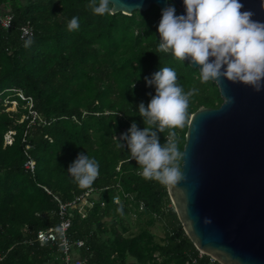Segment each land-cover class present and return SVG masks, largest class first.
<instances>
[{"label": "trees", "instance_id": "1", "mask_svg": "<svg viewBox=\"0 0 264 264\" xmlns=\"http://www.w3.org/2000/svg\"><path fill=\"white\" fill-rule=\"evenodd\" d=\"M156 7L132 15L96 14L88 0H0V15L13 14L11 28L0 22V264H59L58 246L42 245L37 233L59 223L56 197L69 202L89 188L99 192V199L86 217L76 212L70 228L73 241H85L80 252L87 264H128L129 258L131 264L208 261L175 209L172 229L157 239L150 227L171 202L169 182L145 178L121 136L133 121L146 126L138 106L150 101L155 86L145 77L161 66L174 67L186 91L197 89L183 123L159 133L161 143L168 138L176 145L179 173L191 115L223 102L217 104L215 82L201 81L199 69L158 49L157 28L149 38L137 33L150 17L161 16ZM73 16L79 17L77 29L68 28ZM26 24L34 26L30 37L22 36ZM7 100L18 101L17 111ZM119 139L124 147L117 146ZM80 152L100 165L95 181L85 187L68 173ZM30 160L33 170L27 167ZM132 209L144 225L127 234L125 215Z\"/></svg>", "mask_w": 264, "mask_h": 264}, {"label": "water", "instance_id": "2", "mask_svg": "<svg viewBox=\"0 0 264 264\" xmlns=\"http://www.w3.org/2000/svg\"><path fill=\"white\" fill-rule=\"evenodd\" d=\"M173 1L177 14L185 12L183 0ZM168 2L115 0L111 13L132 15L156 5L162 14ZM242 2L256 13L253 19L264 20L262 0ZM212 81L224 100L191 115L182 170L168 183L169 196L199 250L221 264H264V90Z\"/></svg>", "mask_w": 264, "mask_h": 264}, {"label": "clouds", "instance_id": "3", "mask_svg": "<svg viewBox=\"0 0 264 264\" xmlns=\"http://www.w3.org/2000/svg\"><path fill=\"white\" fill-rule=\"evenodd\" d=\"M114 2L88 0V6L96 14H105L112 11L110 5ZM183 3L185 12L180 14L173 0L161 10L158 49L195 64L201 81L227 78L257 91L264 90V20L253 19L256 13L245 9L242 0H183ZM78 27L79 17L73 16L68 28ZM145 80L149 86H155V94L149 93L150 101L147 104L141 101L138 106L146 126L141 128L133 121L121 136L131 157L142 166L143 176L168 183L179 175L175 166L177 148L168 138L161 143L159 133L183 123L190 97L197 89L186 91L172 66H161ZM117 146L124 144L120 140ZM99 167L94 156L80 152L69 165L68 173L85 187L95 181Z\"/></svg>", "mask_w": 264, "mask_h": 264}, {"label": "built area", "instance_id": "4", "mask_svg": "<svg viewBox=\"0 0 264 264\" xmlns=\"http://www.w3.org/2000/svg\"><path fill=\"white\" fill-rule=\"evenodd\" d=\"M0 22L5 28H11L13 25V14L4 13L0 15ZM22 36L30 37L33 35L34 26L31 24H26L21 27ZM32 106V104H31ZM35 116L37 115L36 111H31ZM7 140L10 142V135L7 136ZM27 167L30 169L35 168V161L30 160L27 163ZM46 190L49 191L48 188ZM95 194L98 197H95ZM99 192L94 188H89L83 194L76 196L72 201L63 202L58 197L57 200L60 203V220L59 223L49 227L47 229L39 230L37 233V239L42 245H56L58 246L61 255L59 264H87V259L81 255L80 249L84 247V240L73 241L70 236V228L72 225V219L75 216V213L78 212L82 217H86L89 209H91L94 204L99 199ZM114 200L119 203L121 202V197L119 195L114 197ZM140 206H143V202H140ZM201 255H208L209 259L205 264H217L218 260L201 250ZM75 252H79L77 255Z\"/></svg>", "mask_w": 264, "mask_h": 264}, {"label": "rangeland", "instance_id": "5", "mask_svg": "<svg viewBox=\"0 0 264 264\" xmlns=\"http://www.w3.org/2000/svg\"><path fill=\"white\" fill-rule=\"evenodd\" d=\"M156 8H157L156 5L155 6L153 5V7L149 9V11L150 12L154 11ZM137 11H140V10H135L134 13H136ZM160 15H162V14L160 13ZM158 17L159 16L150 17L149 22H147L146 24H144L141 27L136 28L137 33L142 34V37L144 39L151 37L153 35V30H152L153 28H157V31H158V24H157ZM137 18H138V15H137ZM157 35H158V33H157ZM211 88L216 90L214 85ZM223 100L224 99L222 98V96L220 94V99L217 100V104L219 103V105H220L221 101H223ZM6 104L10 105V108H9L10 110H16V111H17L18 106H19L18 101H16V100H13V101L7 100ZM25 107H26V105H25ZM182 132H183L182 129H180L176 132L177 133V136H176L177 139L182 137ZM172 209L174 210V206H173V203L171 201V202H169L168 208L165 209L162 216L157 219L156 223L153 226L150 227L151 230L157 235L158 240L163 239L166 236V233L170 229H172V227L170 226V224H171L170 220L173 219L172 215L170 214L172 212ZM125 222H126V225L129 227V231L127 232V234L137 233L140 230L141 226L144 225V221H139V217H137L135 215L133 209L130 213L125 215ZM108 223H110V222H108ZM101 236L103 238H105L107 236V234H102ZM132 262H133V258H129L128 264H131Z\"/></svg>", "mask_w": 264, "mask_h": 264}, {"label": "bare ground", "instance_id": "6", "mask_svg": "<svg viewBox=\"0 0 264 264\" xmlns=\"http://www.w3.org/2000/svg\"><path fill=\"white\" fill-rule=\"evenodd\" d=\"M95 197H98V195H97V194H95Z\"/></svg>", "mask_w": 264, "mask_h": 264}, {"label": "crops", "instance_id": "7", "mask_svg": "<svg viewBox=\"0 0 264 264\" xmlns=\"http://www.w3.org/2000/svg\"><path fill=\"white\" fill-rule=\"evenodd\" d=\"M76 253V255L79 253V252H75Z\"/></svg>", "mask_w": 264, "mask_h": 264}]
</instances>
